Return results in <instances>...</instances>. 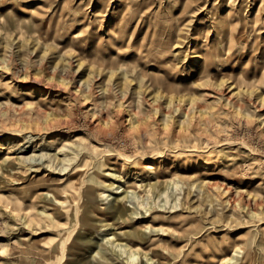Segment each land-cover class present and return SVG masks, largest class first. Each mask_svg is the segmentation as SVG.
<instances>
[{
	"label": "rangeland",
	"instance_id": "1",
	"mask_svg": "<svg viewBox=\"0 0 264 264\" xmlns=\"http://www.w3.org/2000/svg\"><path fill=\"white\" fill-rule=\"evenodd\" d=\"M0 264H264V0H0Z\"/></svg>",
	"mask_w": 264,
	"mask_h": 264
},
{
	"label": "bare ground",
	"instance_id": "2",
	"mask_svg": "<svg viewBox=\"0 0 264 264\" xmlns=\"http://www.w3.org/2000/svg\"><path fill=\"white\" fill-rule=\"evenodd\" d=\"M231 0H229V2H230ZM206 4V3H205ZM259 9H263V3H261L260 5H259V7H258V11H259ZM224 24V23H223ZM255 30V29H254ZM214 31L216 32V37H218V34H219V31H218V29H216V27H214ZM234 38H238L236 35H235V33L234 34H231V35H229V38H226L225 40H223L222 42H221V46H222V48L221 49H223V50H225V49H227V50H229V51H231L232 49H234V48H236V47H238L239 46V44L241 43L242 44V41L240 40V41H236V39H234ZM239 43V44H238ZM247 44H245V46H246ZM233 51V50H232ZM199 57V59H201V62L203 61V63H208L209 61H211V54L209 55L208 53H200V55L198 56ZM60 80H62V81H64V82H66V80H65V78H60ZM80 88H77L76 89V91H78ZM200 113H201V115L203 116L204 114H206V112H208V109H206V108H201L200 110ZM169 115L167 116V119H166V121H165V124H167L168 123V121H169ZM129 120L132 122V123H138L139 122V118L137 117V115H136V113L134 114V117L132 118V117H130L129 118ZM24 127H27L28 128V126L27 125H24ZM26 129V128H25ZM37 159H38V157L35 159V162H34V165L35 164H39V161H37ZM111 159H112V164L115 166V168H117L118 170H119V168L123 165V160H120L121 158L119 157V156H113V157H111ZM41 166H39L38 168H35V169H33V171H38V170H40L39 168H40ZM145 167L146 168H148V165H145ZM45 175V174H44ZM172 180H167V178H160V177H158V178H156V181L155 182H150V184L148 183V185L147 186H149V187H152V186H155V185H159V184H162V183H166V184H168L169 182H171ZM178 184L176 183V186H177ZM120 186H122V184H120L118 187L120 188ZM166 187L168 186V185H165ZM137 187H139V184L137 185ZM137 187H135V188H137ZM134 188V189H135ZM131 190H134L133 188H130ZM129 189V191H131ZM146 190L148 189L147 187L145 188ZM55 189H53L52 191H54ZM124 191H125V188L123 189ZM47 194V193H46ZM127 194H128V192H127ZM127 194H125V195H127ZM58 203L59 204H64V202H63V200H59L58 201ZM125 203V202H124ZM123 203V204H124ZM28 212L29 211H26L25 212V217L26 218H29V217H27L26 215H28ZM158 227H154V230L155 231H159V229H157ZM147 232H149V231H147ZM152 234H158V233H155L154 231H150ZM127 233V231H122V230H120V231H118V232H116V233H114L113 235H111V236H109V237H107L108 239H107V241H109V242H111L112 244H114L115 246V249L114 250H119L120 252H121V254H122V252H125L126 253V247L128 246L127 244H128V242H126V243H123V242H121L123 239H124V234H126ZM106 241V242H107ZM63 245H64V241H63V243H62V248H64L63 247ZM125 245V246H124ZM128 253H129V258L131 257V260L130 261H135V260H138V262L140 263V259H142L143 258V256L140 254H138L137 256H136V253H134L133 251H128ZM149 258H152V257H148V260H149ZM151 262H156V259H151Z\"/></svg>",
	"mask_w": 264,
	"mask_h": 264
}]
</instances>
